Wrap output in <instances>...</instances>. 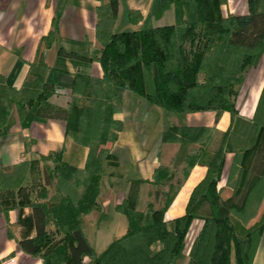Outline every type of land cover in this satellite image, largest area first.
I'll use <instances>...</instances> for the list:
<instances>
[{"label": "trees", "instance_id": "16d2710c", "mask_svg": "<svg viewBox=\"0 0 264 264\" xmlns=\"http://www.w3.org/2000/svg\"><path fill=\"white\" fill-rule=\"evenodd\" d=\"M96 1L100 2L95 26L99 48L85 54L84 49L67 50L60 46L58 55L96 62L103 77L75 76L68 109L50 102L57 92L56 85L48 80L52 68L45 59V51L57 42L61 11L53 20L52 30L41 39L22 87L7 86L0 75V136L8 133L14 108L23 124L28 110L36 107L37 118L65 121L66 136L88 149L82 169L64 161V148L40 157L45 184L38 191V198L44 203L29 201L37 235L18 241L19 248L40 258L43 264H86V258L90 259L88 264H176L183 257L194 220L200 218L204 224L191 245L188 264H253L264 226L241 237L230 216L248 224L256 217L264 198V87L252 120L242 119L236 106L244 74L264 56V0H248L249 15L227 18L221 7L228 0H172L195 2L198 20L121 33L116 30V23L123 0ZM129 19L138 23L141 16L130 12ZM126 90L169 116L215 111L219 118L229 112L232 125L207 162V175L193 190L186 214L172 221H166L164 214L192 168L206 163L213 130L166 128L162 134L164 143L198 147L185 156L179 178L171 168L160 166L155 170L150 183L157 189L156 200H161L159 210L153 202H148L144 211L133 210L127 199L116 207L126 216L127 232L103 253L96 254L85 233V217L99 208L106 167L119 166L112 149L124 125L115 116L123 111ZM229 153L234 154L229 175L233 196L222 200L217 187ZM258 155L263 163L255 174L251 164ZM36 164H22L16 174L0 172V192L17 191L25 200L24 183ZM164 186H169L167 192L160 190ZM48 187L55 190L52 196ZM48 222L53 223L55 231L47 229Z\"/></svg>", "mask_w": 264, "mask_h": 264}, {"label": "crops", "instance_id": "0c3cea01", "mask_svg": "<svg viewBox=\"0 0 264 264\" xmlns=\"http://www.w3.org/2000/svg\"><path fill=\"white\" fill-rule=\"evenodd\" d=\"M99 5L100 2L96 0H0V75L5 78L7 86L16 89L22 87L28 76L29 64L36 58L41 39L52 30L53 20L57 12L61 11L57 42L45 51V59L52 68L48 80L56 85L57 92L50 102L55 107L68 109L73 96L75 76L101 79L103 70L96 62L60 56L58 48L64 46L67 50L84 49L85 54L99 48L95 38L96 8ZM221 10L224 18L230 15H249L248 0H228ZM130 12L140 14L138 23L130 22ZM197 20V5L193 1L123 0L119 6L116 30L120 33L133 32ZM263 87L264 56L248 73L246 71L238 87L236 106L242 119H253ZM83 100L87 102L86 98ZM35 114L36 107L28 110L22 124L14 108L8 133L0 136V172L16 174L20 165L38 163L27 174L24 183L27 193L25 200L21 199L17 191L12 194L0 192V264H43L40 258L24 253L18 246V241L32 239L37 235L29 201L44 203V200L38 198V191L45 184L44 166L40 157L64 148V161L72 167L82 169L88 156L87 148L78 146L66 136L65 121L37 118ZM115 119L124 125V130L119 133L112 149L119 166L106 167L98 198L99 208L85 217V233L96 254L103 253L113 241L127 232L126 216L117 212L116 207L127 199L133 210L144 211L148 202L155 203L159 210L161 200H156L157 189L150 183L155 170L160 166L171 168L178 173L179 178L184 168L185 156L191 149L198 147L193 144L183 146L179 143H164L162 134L166 128L188 126L213 130V141L206 149V163L192 168L164 214L166 221H172L186 214L193 190L207 175V162L218 148L221 136L232 125L229 112H223L219 118L215 111L196 112L184 117L169 116L164 110L149 105L143 98L127 90L123 93V111ZM233 163L234 154H227L217 187L222 200H229L233 196L229 180ZM262 163L261 155L256 156L252 161L251 171L258 174ZM139 180L146 182L140 183ZM168 189L169 186H164L160 190L167 192ZM48 190L50 196L55 193L53 187H48ZM5 209H8L7 213L4 212ZM157 216L160 218L159 214ZM230 221L241 237L264 226V198L256 217L248 224H243L233 215L230 216ZM203 224L202 219H195L187 239L191 236L190 240L194 241ZM47 229L55 231L52 222H48ZM57 237L60 238V235L57 234ZM193 241L176 264H188ZM89 262L90 259L86 258L85 263ZM253 264H264V234Z\"/></svg>", "mask_w": 264, "mask_h": 264}, {"label": "rangeland", "instance_id": "374dc122", "mask_svg": "<svg viewBox=\"0 0 264 264\" xmlns=\"http://www.w3.org/2000/svg\"><path fill=\"white\" fill-rule=\"evenodd\" d=\"M253 67H255V66L250 67V68L247 70V73H248L249 70H250L251 68H253ZM153 116H155V115L153 114ZM190 239H191V236L186 240V243H187L186 251L188 250L190 243L193 241V240H190Z\"/></svg>", "mask_w": 264, "mask_h": 264}, {"label": "water", "instance_id": "95a60500", "mask_svg": "<svg viewBox=\"0 0 264 264\" xmlns=\"http://www.w3.org/2000/svg\"><path fill=\"white\" fill-rule=\"evenodd\" d=\"M221 212H222V215L225 216V210L222 209Z\"/></svg>", "mask_w": 264, "mask_h": 264}]
</instances>
